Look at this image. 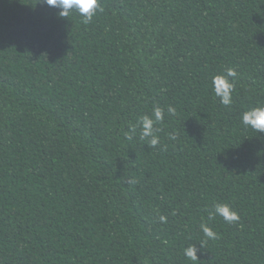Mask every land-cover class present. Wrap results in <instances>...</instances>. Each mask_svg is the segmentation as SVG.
<instances>
[{
	"label": "trees",
	"instance_id": "16d2710c",
	"mask_svg": "<svg viewBox=\"0 0 264 264\" xmlns=\"http://www.w3.org/2000/svg\"><path fill=\"white\" fill-rule=\"evenodd\" d=\"M100 5L0 0V264H264V0ZM156 106L158 145L128 139Z\"/></svg>",
	"mask_w": 264,
	"mask_h": 264
},
{
	"label": "clouds",
	"instance_id": "9594fccd",
	"mask_svg": "<svg viewBox=\"0 0 264 264\" xmlns=\"http://www.w3.org/2000/svg\"><path fill=\"white\" fill-rule=\"evenodd\" d=\"M42 3H46L50 7L59 9V16L67 18L69 15H79L83 22H91L93 17L102 11L100 0H40ZM237 73L234 68H227L224 73L215 75L212 79V90L215 97H217L220 103L224 106H230L233 102L232 94L234 91V78ZM175 109L168 106L167 113L174 114ZM164 120V109L156 106L152 110V115L141 116L137 122V125L132 126L130 131L132 135H127L128 139H132L136 133L137 127L140 128V139L147 140L148 144L152 147H156L159 143V137L157 133L160 131L155 125ZM241 122L245 128H251L257 134L264 133V104H258L251 107L241 114ZM215 216L221 217L226 223H233L238 221V213L228 203H216L210 213V219ZM161 222L166 221V217L160 216ZM201 230L208 239H215L216 233L207 224H201ZM200 247H204V242L199 243ZM200 249L197 248V243H193L185 248V256L189 260H198L197 252Z\"/></svg>",
	"mask_w": 264,
	"mask_h": 264
}]
</instances>
